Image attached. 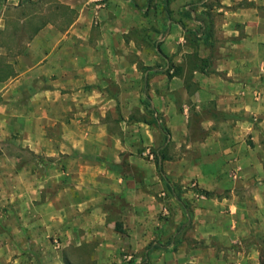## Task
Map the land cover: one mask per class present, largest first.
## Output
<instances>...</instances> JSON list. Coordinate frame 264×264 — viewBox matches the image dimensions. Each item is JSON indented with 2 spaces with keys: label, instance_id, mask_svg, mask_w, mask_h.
Listing matches in <instances>:
<instances>
[{
  "label": "crops",
  "instance_id": "crops-1",
  "mask_svg": "<svg viewBox=\"0 0 264 264\" xmlns=\"http://www.w3.org/2000/svg\"><path fill=\"white\" fill-rule=\"evenodd\" d=\"M42 1L14 3L8 25L18 34L0 36V264H48L42 255L53 234L60 250L77 240L95 244V251L110 254V264H118L120 249L143 248L138 207L117 205L119 196H128L124 183L138 182L122 180L104 157L112 141L134 138L133 131L140 137L145 127L159 132L131 115L144 105L143 90L151 106L144 86L154 97L167 87L164 97L171 104L179 92L185 107L199 113L197 184L226 192L197 200L189 218L180 207L185 240L173 242L167 264H264V180L256 183L264 176V0H218L210 10L180 8L174 0L169 13L178 7L182 13L167 34L172 47L162 51L169 74L181 61L176 47L188 29L204 37L198 49L185 45L177 55L193 59L191 68L179 65L191 88L179 75L167 78L165 69L151 72L146 83L148 69L141 71L138 62H158L159 51L146 54L127 36L136 26L129 0ZM4 26L0 19V30ZM200 26L208 30L206 37ZM176 28L184 34L178 40ZM191 126L185 111L170 125L173 138L190 143ZM207 164H216L214 179L204 172ZM177 170L183 183L191 178L190 163H175L174 182ZM103 202L108 212L98 208ZM107 213L120 229L106 235L98 221ZM29 214L33 221L51 218L71 226L54 233L42 225L28 227L23 222ZM81 218L90 223L80 225ZM180 220L173 223L175 238Z\"/></svg>",
  "mask_w": 264,
  "mask_h": 264
},
{
  "label": "rangeland",
  "instance_id": "rangeland-1",
  "mask_svg": "<svg viewBox=\"0 0 264 264\" xmlns=\"http://www.w3.org/2000/svg\"><path fill=\"white\" fill-rule=\"evenodd\" d=\"M102 1L104 0H100V3ZM19 2L20 0H0V19L5 20V26L0 30V36L8 37V35L11 34H18L12 31V28L9 26L10 24L8 25V19L14 20V14L12 15L14 12L9 8H11L14 3L19 4ZM173 2L174 0H129V9L135 13L134 20L136 26L133 30L128 32L127 36L132 38L138 47L143 48L146 54L152 51L155 53V49L159 51L157 52L159 53L158 62L154 61V64L148 67L142 66L140 61L138 62V68L141 71L144 72L148 69L146 73V83L149 82L151 78V72L154 74L156 72L159 73L163 71L162 69H167V67H169V65L167 66V58L163 55L162 51L167 52L169 47H172V44L169 43L172 41L168 40L167 34L171 29V22L180 23V14L182 12L178 10L179 7L181 8L184 4H188L192 6V8L200 5L210 10L218 5V0H176V4L179 6L177 12L171 11L170 13L168 12V16H165V8L169 9L171 5L174 4ZM129 17L130 19L132 18L131 15ZM12 27L18 28V26L14 24H12ZM175 32V40H178L184 35H182L181 30L178 28H176ZM188 32V35L184 36L186 40L180 41L176 47L177 60L181 61L175 62V65L179 69L177 75L183 77L182 82L185 83L187 88H191L192 85L189 83V74H184L179 65H184L185 63L187 67L191 68L193 66V59H188L186 61L183 57V53H181L179 57L177 55L184 50L183 46L185 45L198 49L197 41L204 39V37H194L190 29H188ZM170 65H174V60L171 59ZM143 89H145L148 94H152L150 96V101L154 113L151 115L150 111L143 105L140 107V110L139 108L137 110L134 109L131 115H133L132 117H138L144 121L148 124L149 128H153V125L150 123L156 118L157 123L163 130L157 132V130L151 131L145 127L146 132L141 134L142 137H140L139 134L136 136L133 131V135H135L134 138L131 137L121 139L120 141H112L109 145L111 153L104 157L107 162L117 166L121 178H123L122 180H134L138 182L135 186H131L130 183L128 186L124 183L128 191V196L125 198L119 196L120 198L117 199H120L121 202L119 203L120 205H117L118 207L124 206L127 208L128 206L129 208L131 206H137V211L141 213L143 218V228L141 229L145 231L143 248L139 252H129L120 249L116 257L118 264H167L166 258L168 253L173 249V242L177 241V243H179L181 240H185L184 232L181 234V230L185 224L183 225V219L180 220V207L183 208L184 213L189 218V215L193 213L191 205L197 200L204 202L205 198L214 199L220 196H226V192L218 194L215 188H201L197 184L198 180L196 175L199 172L195 167L200 159L199 137L201 133L198 126L199 113L189 105L185 107L187 101L181 99L179 92H175L174 100L171 104L167 98L164 97L167 87L164 92L162 91L157 95L160 97L153 96V93L150 91L151 87L147 89L146 86H144ZM185 111L186 115L192 120L190 143L184 141L179 135L173 138L170 130L171 123L177 119H181L185 115ZM112 129H115V125ZM165 136L167 138L166 141L164 140ZM261 143H264V141L262 140ZM261 158L264 169V157ZM184 162L192 165L193 171H191V178H187L183 183V172H178L177 170V181L174 182L172 176L174 175L175 163L176 166L183 167ZM155 163L160 164L162 173L165 177L164 180L159 179L156 175ZM215 165L216 164H207L203 167L207 178L214 179L217 177V172H213L212 170ZM263 180L264 176H257L256 183L262 182ZM166 182L170 184L172 188L171 192L166 189ZM110 194L111 193L104 194L107 200ZM173 197H176L178 200H175ZM98 208H100L101 211L108 212L106 202L101 203ZM48 212L50 213H48L47 216L51 217L52 211ZM85 219L86 220L81 218L78 221L80 225L84 224V222L86 224L87 218ZM177 219L180 221L179 224H177L179 228L178 234L176 235L177 237L175 238L172 236V228L175 225L173 223L178 221ZM34 220L35 221H33L32 215L29 214L28 217H25L23 225L28 227L42 225V227H47L52 230L53 233L59 229L64 230L68 226H71L67 221L57 223L51 218L41 221L37 219ZM92 222L93 225L96 224V219L93 218ZM254 222L258 224L259 220L256 219ZM87 223H90V220H88ZM98 223L101 225L98 228L105 231L106 235L110 229H120V222L112 218L109 213L105 215L102 222L98 221ZM46 242V251L44 255H42V258L46 257L48 264L50 262L51 264L111 263L110 254L107 252L99 253L95 251L94 248L97 247L95 244L89 243L87 245H82L78 244L80 241L77 240V242H75L76 245H69L60 250V239H58L55 234L49 235ZM57 244L59 246H57ZM58 250L60 252L57 253Z\"/></svg>",
  "mask_w": 264,
  "mask_h": 264
},
{
  "label": "trees",
  "instance_id": "trees-1",
  "mask_svg": "<svg viewBox=\"0 0 264 264\" xmlns=\"http://www.w3.org/2000/svg\"><path fill=\"white\" fill-rule=\"evenodd\" d=\"M263 9H264V5H263ZM168 12H169V10H168L167 8H165V16H168ZM199 30H200V31H203L205 37L208 35V30H207L206 28H202V27L200 26V27H199ZM198 33H199V31H196V30H194V31L191 32V34H192L194 37L197 36ZM178 71H179V69L176 67V68L174 69V72H173L172 74H169V73H168V67H167V69H165V70L163 71V74H165L167 78H170V77H172V76H174V75H177V72H178ZM144 83H145V78H144ZM143 97H144V101H143V103H144L145 108L148 109V110L150 111V114H151V115H153L154 110L151 108L150 103H149V98L147 97V95H145V91H144V90H143ZM150 124L154 125L159 131H162V130H163V129L161 128V126L157 123V119H156V118H154V119L152 120V123H150ZM164 140H165V141L167 140L166 136L164 137ZM155 169H156L157 173L159 174V176L161 177V179H163V175H162V172H161V166H160V164L155 163ZM165 186H166V189H167L168 191H170V192L172 191L171 187L169 186V184H168L167 182H166ZM175 198H176V197H175ZM176 199H177V198H176ZM177 200H178V199H177Z\"/></svg>",
  "mask_w": 264,
  "mask_h": 264
}]
</instances>
